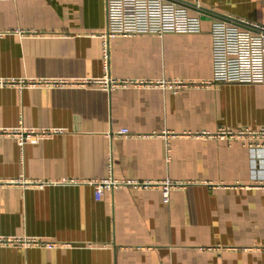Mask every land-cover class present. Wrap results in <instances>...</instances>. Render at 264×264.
I'll use <instances>...</instances> for the list:
<instances>
[{
  "label": "crops",
  "instance_id": "obj_1",
  "mask_svg": "<svg viewBox=\"0 0 264 264\" xmlns=\"http://www.w3.org/2000/svg\"><path fill=\"white\" fill-rule=\"evenodd\" d=\"M170 1L199 32L106 41L107 0L0 1V264H264V149L189 136L264 128V84L98 83L212 81L215 24L264 25V0ZM108 179L184 186L96 200Z\"/></svg>",
  "mask_w": 264,
  "mask_h": 264
},
{
  "label": "built area",
  "instance_id": "obj_2",
  "mask_svg": "<svg viewBox=\"0 0 264 264\" xmlns=\"http://www.w3.org/2000/svg\"><path fill=\"white\" fill-rule=\"evenodd\" d=\"M4 1V0H0ZM108 30L104 35L107 41L111 37L134 36L140 34H154L162 36L167 33H196L200 31V18L191 17L186 6L170 0H107ZM199 7V6H198ZM214 38V64L215 77L212 81H159L148 82H122L111 79L98 83L114 89L118 86H159L169 88L175 92L191 87H208L212 85L228 83H263L262 70L264 64V25L249 21L229 19L217 22L213 31ZM107 42H105L106 44ZM104 59L108 60V50H104ZM58 85L59 83H45ZM123 137L130 135L123 129L119 133ZM195 137H217L221 140L245 139L250 148L264 149V128L256 131L241 129L238 131L221 130L212 135L207 132L189 134ZM95 198L100 200L106 189H114L120 186H139L150 188L163 186L164 198L168 199L169 190L183 187L182 183L165 181L163 183H133L104 180L95 182ZM14 245V241L0 239V245ZM38 245V243H35ZM53 248L54 244H46Z\"/></svg>",
  "mask_w": 264,
  "mask_h": 264
}]
</instances>
